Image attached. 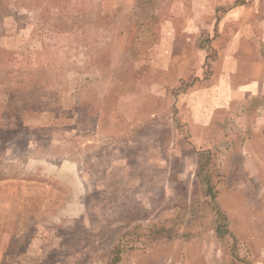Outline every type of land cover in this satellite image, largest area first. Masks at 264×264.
<instances>
[{
	"label": "rangeland",
	"instance_id": "obj_1",
	"mask_svg": "<svg viewBox=\"0 0 264 264\" xmlns=\"http://www.w3.org/2000/svg\"><path fill=\"white\" fill-rule=\"evenodd\" d=\"M0 264H264V0H0Z\"/></svg>",
	"mask_w": 264,
	"mask_h": 264
},
{
	"label": "crops",
	"instance_id": "obj_2",
	"mask_svg": "<svg viewBox=\"0 0 264 264\" xmlns=\"http://www.w3.org/2000/svg\"><path fill=\"white\" fill-rule=\"evenodd\" d=\"M7 223V222H6Z\"/></svg>",
	"mask_w": 264,
	"mask_h": 264
}]
</instances>
